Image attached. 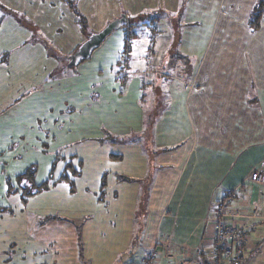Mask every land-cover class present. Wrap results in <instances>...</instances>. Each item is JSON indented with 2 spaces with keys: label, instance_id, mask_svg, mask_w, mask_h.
I'll return each instance as SVG.
<instances>
[{
  "label": "rangeland",
  "instance_id": "rangeland-1",
  "mask_svg": "<svg viewBox=\"0 0 264 264\" xmlns=\"http://www.w3.org/2000/svg\"><path fill=\"white\" fill-rule=\"evenodd\" d=\"M243 1L67 0L74 3L76 9L73 11L61 0H0V119L17 107L20 100L46 85L45 81L62 78L61 85L65 84L70 92L74 90L75 81L83 79L89 82L96 73L98 81L104 83L99 76H105L106 71L101 73L102 66L93 60L94 57L99 55L100 58L110 48L108 53L120 58L125 35L129 36L130 32L138 35V39L131 44L128 66L131 81L149 84L129 100L121 98L117 91L106 90V85L99 86L96 95L100 96V108L93 109L100 112L98 124L105 123L108 117L113 118L111 125H115L117 131L112 126L113 131H108L104 139H100V134L85 139L69 137L68 141L72 143L57 153L60 159L66 158V161L58 163L54 179L62 174L68 159L74 157L73 166L80 175L70 177L74 181L73 186L62 181L37 195L24 198V195L12 194L10 199L0 202V264H123L130 259H139L138 240L143 237L148 219L146 213L149 212L146 195L151 186L148 181L156 170L155 155L149 153L153 150L149 141L153 144L151 137L154 132L142 139L148 150L144 155H140L137 142L132 143L135 137L125 135V132L138 124V118L132 117L141 105L142 110L151 112L145 120L149 129L155 111V82H175L174 78L183 76L177 67L185 68L196 61L182 55L181 51L189 55V51L197 48L195 40L203 37L207 28L203 21L209 17L215 23L221 19L220 23L224 24L225 15L226 18L228 15L243 18L247 2ZM227 3L235 8L229 10ZM123 15L127 17V25L114 31L94 51L90 60L76 67L67 64V57L74 54L89 35L100 32L108 23ZM79 19L85 22L84 31L87 34L82 33L81 25H76ZM161 31L168 34H161ZM141 49L142 52L138 53L137 50ZM103 57L109 60V64L112 62V56ZM90 65L97 71L91 75ZM171 65L175 67L169 69ZM139 70L141 74L135 73ZM146 70L148 73L144 75ZM119 83V90H122L125 82ZM183 95L180 94V97ZM93 98L90 100L93 101ZM90 102H83L82 108L88 110ZM168 102L165 95L160 97L158 113L162 107L169 105ZM68 106L65 107L66 115L73 111ZM36 107L33 110L37 112L35 116L45 112V105L37 100ZM177 118L182 120L178 128L181 140V135L187 137V124L181 114ZM47 127L40 130L42 135L35 127L34 138L37 137V141L34 142V150L41 153L42 150L49 151L48 155L53 156L45 145L51 142L49 146L58 147V139L62 137L54 139V135L59 134L56 125L50 126L51 129L48 127L49 130H46ZM47 131L49 136L52 133L51 141L46 138ZM159 134L153 137L159 139ZM172 137L168 135L169 139ZM160 139L167 140L166 137ZM17 140L19 146L24 142L22 138ZM41 165V169L34 165L36 186L47 181L48 175L45 174L49 164ZM17 177L14 175L8 179L16 189ZM26 185L30 190L27 179L22 182V186Z\"/></svg>",
  "mask_w": 264,
  "mask_h": 264
},
{
  "label": "crops",
  "instance_id": "crops-1",
  "mask_svg": "<svg viewBox=\"0 0 264 264\" xmlns=\"http://www.w3.org/2000/svg\"><path fill=\"white\" fill-rule=\"evenodd\" d=\"M245 1L243 18L232 15L226 18L223 11L224 24L220 23L221 19L215 23L209 17L203 21L207 28L203 37L196 38L197 48L189 51V55L181 51L182 55L196 61L185 68L177 67L183 76L174 78L175 82H155V111L149 129L145 120L151 112L142 110L139 105L141 109L132 117L138 118V124L125 132L135 137L132 143L137 142L140 155L148 152L143 137L154 132L153 144L149 141L153 150L149 153L155 155L156 170L148 181L151 186L146 195L149 212L143 237L138 240L139 259L123 264H141L154 250L159 251L154 264H203L213 246L215 212L218 204L228 197L227 225L244 231L248 237L240 264H264V187L250 182L253 172L264 171V21L259 31L251 32L248 21L258 0H244L243 3ZM227 7L229 10L235 8L228 3ZM182 46L184 48V42ZM142 50L137 51L141 53ZM115 63L101 65L108 71L105 76H99L105 84L97 78L89 82L75 81L74 90L70 92L65 84L61 85L62 78L45 81L46 85L20 100L8 115L4 114L0 119V202L10 199V194H21L8 192L7 181L14 175L24 174L31 166L41 169V164H49L45 174L48 179L57 153L72 143L68 141L70 136L85 139L100 134V139H104L108 131H113L112 126L117 131L115 125H111L113 118L108 117L105 123L98 124L101 115L93 109L100 108V96L96 95L99 86L106 85V90L117 91L121 98L129 100L149 84L131 81V70L127 69L128 76H124L126 81L119 90L121 81L112 68ZM174 67L171 65L169 69ZM144 73L146 75L148 70ZM164 95L169 105L158 113L157 105ZM36 100L45 105L46 110L40 116H35L37 112L33 111L37 108ZM83 102H90V107L86 105L88 110L82 108ZM66 106L73 108L69 115L65 114ZM179 112L187 124V137L181 135V140L178 138V128L182 124L177 118ZM55 125L59 134H55L54 139L62 137L58 139L60 146L51 147V142L45 145L53 156L48 155L49 151H35V127L41 133L44 127ZM51 134L49 136L47 131L46 138L50 141ZM154 134H159V139L153 137ZM168 135L173 137L169 139ZM161 137H166V142ZM18 138L24 139L20 146L16 143ZM145 175L148 173L143 177ZM157 241L161 244L157 245ZM167 242L171 257L164 254Z\"/></svg>",
  "mask_w": 264,
  "mask_h": 264
},
{
  "label": "trees",
  "instance_id": "trees-1",
  "mask_svg": "<svg viewBox=\"0 0 264 264\" xmlns=\"http://www.w3.org/2000/svg\"><path fill=\"white\" fill-rule=\"evenodd\" d=\"M61 1H63L64 5H66V6L69 5L68 9L75 11L76 8H75L74 3L67 2V0H61ZM263 19H264V0H259L257 5L252 10V13H251V15L249 17V21H248L249 22V28H250L252 33L257 32L262 28ZM77 23L79 25H81L82 33L87 34L86 31H84L86 29L84 26L85 22H83L79 19ZM125 36L126 37H125V41L122 44L123 48L121 51V57L120 58H117L114 54L108 53V50L110 48L106 52L103 53V55H109V56L113 57V59H112L113 61L111 62V64L115 63L116 59H118L116 61L115 65L112 66V68H113V71L115 72L116 77L121 79L122 82L126 81V77H124V76H127L126 70L128 69V66H129V54L131 51V44L133 41H136L138 39V37H137L138 35L135 34L134 32L133 33L130 32L129 36H127V35H125ZM111 53H115V52L112 51ZM103 55L100 58H99V55H96L93 59L94 61L97 60V62L99 63L100 66L102 64H105V63L108 64L109 63V60L104 59ZM87 61H83L81 64H84ZM69 62H70V55L67 57V64ZM92 63L93 62H91L90 64H92ZM90 67H91V72L89 73L90 75L93 72H97V71H95L96 67H93L92 65H90ZM100 71L102 73V71H106V69H102ZM82 73H84V71H82ZM105 73L107 74L108 71H106ZM96 75H97V73H96ZM96 75L94 74V76H92L91 78L92 79L96 78ZM81 81H83V79H81ZM86 81H88V80H86ZM72 159H74V157L68 159V162L64 164L65 166H64V169L62 171V174L59 176V178H57L55 180L54 179V172H55V169H56L58 163L61 160L66 161V158L62 159V157H61V159H60V154H58L55 161L53 162L52 170L50 171L49 178L47 179L46 182L42 183L40 186H36V184H35V176H36V168L35 167L36 166H31L24 174H22L16 178L17 183H18L17 189L13 186L12 181L8 180V183H7L8 192H10V193L21 192V196L24 195V198H26V197L37 195V194L41 193L42 191L49 190L50 186L55 185V184L62 182V181L70 182L71 186H73L74 181L71 180L70 177L80 175V172L73 166ZM25 179L28 180L29 185L31 186L30 190H28L27 185L22 186V182ZM210 259L211 258H209V257H208V259H205L203 264H211Z\"/></svg>",
  "mask_w": 264,
  "mask_h": 264
},
{
  "label": "built area",
  "instance_id": "built-area-1",
  "mask_svg": "<svg viewBox=\"0 0 264 264\" xmlns=\"http://www.w3.org/2000/svg\"><path fill=\"white\" fill-rule=\"evenodd\" d=\"M250 182L264 187V171L253 172L250 175ZM229 204V197L221 201L214 215L215 226L212 235L213 246L209 253L211 264H240L245 249L248 246V237L246 233L240 229L227 225ZM255 216L260 217L258 214ZM159 244H161V241H157V245ZM158 254L159 251H152L142 260L141 264H154ZM164 254L166 257H171L169 242L164 243Z\"/></svg>",
  "mask_w": 264,
  "mask_h": 264
},
{
  "label": "water",
  "instance_id": "water-1",
  "mask_svg": "<svg viewBox=\"0 0 264 264\" xmlns=\"http://www.w3.org/2000/svg\"><path fill=\"white\" fill-rule=\"evenodd\" d=\"M126 25L127 17L126 15H123L119 19L108 23L100 32L89 35L87 40L70 56L69 66L76 67L83 61L89 60L94 51L98 49L114 31H117Z\"/></svg>",
  "mask_w": 264,
  "mask_h": 264
}]
</instances>
